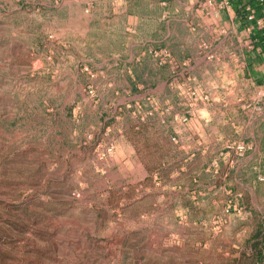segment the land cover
I'll use <instances>...</instances> for the list:
<instances>
[{"label": "rangeland", "instance_id": "374dc122", "mask_svg": "<svg viewBox=\"0 0 264 264\" xmlns=\"http://www.w3.org/2000/svg\"><path fill=\"white\" fill-rule=\"evenodd\" d=\"M223 1L0 0V264H264V79L195 63Z\"/></svg>", "mask_w": 264, "mask_h": 264}, {"label": "crops", "instance_id": "0c3cea01", "mask_svg": "<svg viewBox=\"0 0 264 264\" xmlns=\"http://www.w3.org/2000/svg\"><path fill=\"white\" fill-rule=\"evenodd\" d=\"M198 22L222 29L220 35L206 42L211 59L207 61L199 52L195 63L212 73L210 87L221 105L230 108L233 96L223 98L220 94L248 93L264 79V0H232L225 10L212 12L210 17L200 16ZM202 42L198 43L199 51Z\"/></svg>", "mask_w": 264, "mask_h": 264}, {"label": "built area", "instance_id": "2783aa9c", "mask_svg": "<svg viewBox=\"0 0 264 264\" xmlns=\"http://www.w3.org/2000/svg\"><path fill=\"white\" fill-rule=\"evenodd\" d=\"M223 3L226 8L230 6V0H224Z\"/></svg>", "mask_w": 264, "mask_h": 264}]
</instances>
